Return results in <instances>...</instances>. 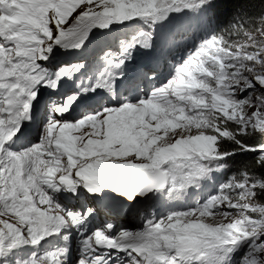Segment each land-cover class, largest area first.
Returning <instances> with one entry per match:
<instances>
[{
  "label": "snow or ice",
  "instance_id": "1",
  "mask_svg": "<svg viewBox=\"0 0 264 264\" xmlns=\"http://www.w3.org/2000/svg\"><path fill=\"white\" fill-rule=\"evenodd\" d=\"M216 7L0 0V264H264V29ZM106 201L141 223L98 222Z\"/></svg>",
  "mask_w": 264,
  "mask_h": 264
},
{
  "label": "trees",
  "instance_id": "2",
  "mask_svg": "<svg viewBox=\"0 0 264 264\" xmlns=\"http://www.w3.org/2000/svg\"><path fill=\"white\" fill-rule=\"evenodd\" d=\"M239 10V11H238ZM215 18L220 23V29L228 28L234 22V18H251L246 24L249 30H254L253 25H260L264 29V20L260 18L264 16V0H246L244 3H238L237 0H220L218 9L215 10ZM264 138L256 137L252 142L260 143ZM256 154L244 153L229 160V168L227 172L229 176L244 164H254ZM257 176H264V168H254Z\"/></svg>",
  "mask_w": 264,
  "mask_h": 264
},
{
  "label": "rangeland",
  "instance_id": "3",
  "mask_svg": "<svg viewBox=\"0 0 264 264\" xmlns=\"http://www.w3.org/2000/svg\"><path fill=\"white\" fill-rule=\"evenodd\" d=\"M219 1H220V0H216L217 4H218ZM217 9H218V7L214 8V9L211 11L210 15H211V16H212V14L215 15V14H216V11H215V10H217ZM214 21L217 22V18H215ZM214 29H217V30L220 29V23H219V22H217V24H215ZM197 30H200V29H197ZM200 34H201V33H200ZM200 34H199V35H200ZM256 35H257V37L259 38L260 35H261V33H260V32H257ZM94 43H95V42H94ZM70 54H73V55L75 56V58L77 59L78 54H77L76 52H74V51H73V52H70V53H68V54H66V55H64V56L62 57V59L65 60L66 62H75L76 60H73V58H72V59L70 58ZM137 55H143V53L138 52V53H136V56H137ZM228 165H230V164H229V161H228ZM228 168H229V166H228ZM228 168H227V169H228ZM227 169H226L222 174H221V173L216 174L215 182H214V183L211 182V181H210V182H207V183L203 186V188H202L201 190H199V191H196V190H190L189 195H188V197L186 198V201H185L184 203H179V202H169V205H168V206H165V207L163 208L162 211H167V207H186V206H188V205H191L192 202H193L195 199H199L201 196H203V195H207L208 193L212 192V191L214 190L216 184H218V183H220V182H222V181H224L225 179L228 178L229 174H228V172H227ZM158 208H159V210H160V209H161V205H158ZM151 211H152V208L150 207L148 212H151ZM138 222H139V219H124V220H119V221H117V222H115V223H116V224H125V225H128V224H134V225H137V226H138Z\"/></svg>",
  "mask_w": 264,
  "mask_h": 264
},
{
  "label": "bare ground",
  "instance_id": "4",
  "mask_svg": "<svg viewBox=\"0 0 264 264\" xmlns=\"http://www.w3.org/2000/svg\"><path fill=\"white\" fill-rule=\"evenodd\" d=\"M214 17L215 15L212 14L210 22H211V26L214 28L215 24H217L216 21H214ZM197 34L199 35L200 33L202 34V29L197 30L196 29ZM160 66L164 67L163 64V60L160 61ZM126 207L119 205L117 202H111V208L109 210H101L99 215V220L100 221L102 219V217H108L110 215H118L120 214L121 211L125 210Z\"/></svg>",
  "mask_w": 264,
  "mask_h": 264
}]
</instances>
